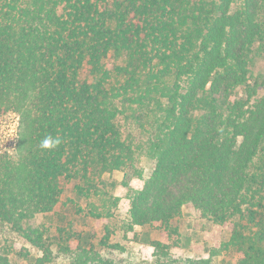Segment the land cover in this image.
<instances>
[{"label":"trees","instance_id":"16d2710c","mask_svg":"<svg viewBox=\"0 0 264 264\" xmlns=\"http://www.w3.org/2000/svg\"><path fill=\"white\" fill-rule=\"evenodd\" d=\"M257 43L264 0H0V117L20 116L0 153V264H114L133 243L148 245L140 264H264ZM48 135L55 149L39 147ZM114 172L124 198L103 181ZM64 181L103 222L99 241L75 230ZM185 208L230 240L179 254Z\"/></svg>","mask_w":264,"mask_h":264},{"label":"rangeland","instance_id":"374dc122","mask_svg":"<svg viewBox=\"0 0 264 264\" xmlns=\"http://www.w3.org/2000/svg\"><path fill=\"white\" fill-rule=\"evenodd\" d=\"M253 50L250 64V84L256 86L259 93L258 95L261 96L264 94V47H262L261 43H257ZM8 115L0 117V129L1 126H6L4 125L5 121H7V124H10V119L5 118ZM143 168L144 178H148L151 174V163L148 160H144ZM123 178L124 175L122 173L114 172L106 174L103 177V181L112 194L124 198L126 197V192L119 185V183L123 181ZM112 184H116V187H112ZM133 184L141 185V181H134ZM63 190L62 201L66 205V208L71 211V220L74 222L75 230L78 233L84 234L94 232L99 241L103 234V222L92 218L89 215V208L86 206L87 202L75 196V183L64 181ZM72 202L74 206H72ZM121 205L125 211L127 209V202L125 199L121 202ZM262 212L264 213V210H262ZM173 224L179 228L180 232L179 254L186 258H206L209 256L208 250L215 246H219L223 242L229 241L231 238V225H227L222 229H217L211 222L201 219L199 215L190 208H185L183 215ZM137 232L143 234L142 239L146 237L152 240H163L164 238V233L159 228H148L145 231L142 228H137ZM146 232L148 233L147 235ZM130 248L131 253L123 256V260H119L120 257L110 256L114 264H140V262L145 260L149 251L146 243H133ZM32 252L37 256L41 255L37 251L32 250ZM227 260L228 263L235 264L234 259H228L227 257ZM216 264H218V260Z\"/></svg>","mask_w":264,"mask_h":264},{"label":"built area","instance_id":"2783aa9c","mask_svg":"<svg viewBox=\"0 0 264 264\" xmlns=\"http://www.w3.org/2000/svg\"><path fill=\"white\" fill-rule=\"evenodd\" d=\"M10 119V124L7 121L0 129V153L12 154L17 146L18 132L20 127V116L17 113H10L7 117Z\"/></svg>","mask_w":264,"mask_h":264},{"label":"clouds","instance_id":"9594fccd","mask_svg":"<svg viewBox=\"0 0 264 264\" xmlns=\"http://www.w3.org/2000/svg\"><path fill=\"white\" fill-rule=\"evenodd\" d=\"M60 143L61 139L58 136L53 137L51 135H48L41 140L39 147L45 150H52L55 149L58 145H60Z\"/></svg>","mask_w":264,"mask_h":264}]
</instances>
